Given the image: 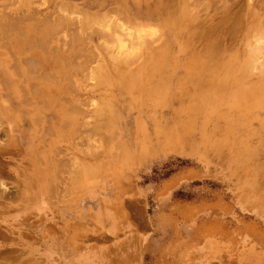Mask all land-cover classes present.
<instances>
[{
    "label": "rangeland",
    "instance_id": "1",
    "mask_svg": "<svg viewBox=\"0 0 264 264\" xmlns=\"http://www.w3.org/2000/svg\"><path fill=\"white\" fill-rule=\"evenodd\" d=\"M116 1L0 0V264H264V0Z\"/></svg>",
    "mask_w": 264,
    "mask_h": 264
},
{
    "label": "bare ground",
    "instance_id": "2",
    "mask_svg": "<svg viewBox=\"0 0 264 264\" xmlns=\"http://www.w3.org/2000/svg\"><path fill=\"white\" fill-rule=\"evenodd\" d=\"M163 1V0H162ZM161 1V2H162ZM194 1V0H193ZM117 3H118V5L120 6V5H123V4H125L126 3V0H117L116 1ZM159 2V1H158ZM198 2V1H197ZM206 2V1H205ZM210 2V1H209ZM261 2V1H260ZM145 3H147L146 5L149 7V5H151L149 2H145ZM196 3V2H195ZM263 4H264V2H262ZM139 4H141V2L139 3ZM162 5V4H165V6H166V8L168 7V8H170V9H172V10H175V9H182V8H187L188 6H190V5H192L193 6V4H194V2H192V3H190V1L189 0H164L162 3H157V5ZM198 3H196V4H194V5H197ZM199 4H200V2H199ZM208 5V4H207ZM224 5V4H223ZM254 5V4H253ZM258 5H259V3H258ZM202 6L203 7H205L203 4H202ZM195 7V6H194ZM201 8V7H200ZM260 8V7H259ZM206 9V8H205ZM262 9V8H261ZM187 10H188V8H187ZM203 10H204V8H203ZM189 11V10H188ZM114 12V11H113ZM177 12V11H176ZM176 12H174V13H176ZM183 12H185L184 14H183ZM183 12H182V15L179 17V15H178V18H175V20H177L179 23H182L183 22V19H184V17H186L185 16V14H186V11L183 9ZM190 12V11H189ZM193 12H195V11H193ZM260 12V11H259ZM61 13V12H60ZM202 13V12H201ZM209 13V12H208ZM250 13V12H249ZM177 14V13H176ZM59 15H61V14H59ZM67 15V14H66ZM172 15V14H171ZM208 15V14H207ZM63 16V15H62ZM111 16V15H110ZM174 16H175V14H174ZM77 18V17H76ZM239 18V17H238ZM240 19H241V17H240ZM239 19V20H240ZM71 20V19H70ZM94 20V19H93ZM12 23V22H11ZM109 23V22H108ZM241 23V22H240ZM4 24V23H3ZM15 24H16V22H15ZM5 25V24H4ZM8 25V24H7ZM12 25V24H11ZM22 25V24H21ZM9 26H10V24H9ZM56 26V25H55ZM1 28V27H0ZM17 28V27H16ZM121 28V27H120ZM123 28V27H122ZM2 29V28H1ZM18 29V28H17ZM17 29H15V30H17ZM22 29V28H21ZM26 29V28H25ZM8 30V29H7ZM10 30V29H9ZM58 30V29H57ZM259 30V29H258ZM22 31V30H21ZM260 32V31H259ZM58 33H60V32H58ZM122 34V33H121ZM257 34V33H256ZM10 35H11V33H10ZM21 35V34H20ZM6 36V35H5ZM14 36V35H13ZM8 37V36H7ZM131 37V36H130ZM255 37V36H254ZM14 38V37H13ZM73 38V37H72ZM122 38H123V36H122ZM143 38V37H142ZM258 38V37H257ZM10 39V38H9ZM102 40V39H101ZM137 40V39H136ZM123 41H124V39H123ZM113 41H111V43H112ZM118 42V41H117ZM120 42V41H119ZM51 43V42H50ZM73 43H74V41H73ZM126 44H127V42H125ZM45 45V44H44ZM47 45V44H46ZM49 45V44H48ZM264 46V45H263ZM39 47V46H38ZM258 47V46H257ZM86 48V47H85ZM84 48V49H85ZM254 48V47H253ZM84 49H83V52H84ZM89 50V49H88ZM259 50L261 51V49H260V47H259ZM258 50V51H259ZM112 51V50H111ZM159 51V50H158ZM262 52V51H261ZM134 53V52H133ZM129 54V53H128ZM252 54V53H251ZM133 55V54H132ZM161 55V54H160ZM129 56V55H128ZM258 56V55H257ZM127 57V56H126ZM95 58V57H94ZM114 58V57H113ZM113 58H112V60H113ZM134 58V57H133ZM90 59H92V58H90ZM119 59H121V58H119ZM255 59V58H254ZM163 59H162V57H160V59H159V61H162ZM88 61V60H87ZM119 61V60H118ZM258 61V60H257ZM114 62V61H113ZM122 62V61H121ZM133 64V63H132ZM160 66V65H159ZM84 68V67H83ZM90 68V67H89ZM232 68V67H231ZM17 70V69H16ZM86 70V69H85ZM117 70V69H116ZM146 71H142V72H139L138 74H135L133 77H132V82L133 83H138L139 81H142V79L143 78H145L146 76H148L149 74H150V71H153V68H152V66H147L146 67V69H145ZM16 72V71H15ZM82 72H83V70H82ZM99 72H101V71H99ZM117 72H119V71H117ZM102 74L103 73H100L99 75L100 76H102ZM118 74H120V76H121V74L123 75V73L122 72H120V73H118ZM73 75V74H72ZM71 75V76H72ZM104 76H106L105 74H103ZM149 76H151V75H149ZM98 77V76H97ZM55 78H56V76H55ZM58 78V77H57ZM62 78V77H61ZM60 78V79H61ZM51 79H54V78H51ZM50 80V79H49ZM65 80V79H64ZM144 80V79H143ZM52 81H54V80H52ZM74 81V80H73ZM104 81V80H103ZM75 82V81H74ZM105 82V81H104ZM57 83V82H56ZM97 83V82H96ZM101 83V82H100ZM103 83V82H102ZM52 85H53V83H52ZM58 85V84H57ZM51 86V85H50ZM56 86V85H55ZM54 86V87H55ZM21 89V88H20ZM70 89V88H69ZM25 95H26V93H25ZM247 96L248 95H244V99H246L247 98ZM250 96V95H249ZM28 97V96H27ZM243 99V98H242ZM187 100V99H186ZM64 101V100H63ZM67 101V103H70V102H68V100H66ZM65 101V102H66ZM242 101H244V100H242ZM67 103H65V104H67ZM215 103V102H214ZM243 103V102H242ZM70 105V104H69ZM74 109V108H73ZM64 110V109H63ZM70 111V110H69ZM68 111V112H69ZM73 111V110H72ZM62 112V111H61ZM74 112H75V109H74ZM80 114V113H79ZM75 115V114H74ZM81 115H82V113H81ZM62 117V116H61ZM68 120V119H67ZM105 124V123H104ZM73 125V124H72ZM109 126V125H108ZM68 127V126H67ZM99 130H102V129H99ZM93 133V132H92ZM97 134V133H96ZM90 135H91V133H90ZM105 135V134H104ZM104 137V136H103Z\"/></svg>",
    "mask_w": 264,
    "mask_h": 264
}]
</instances>
